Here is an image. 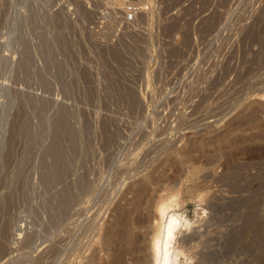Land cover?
<instances>
[{
  "label": "rangeland",
  "instance_id": "obj_1",
  "mask_svg": "<svg viewBox=\"0 0 264 264\" xmlns=\"http://www.w3.org/2000/svg\"><path fill=\"white\" fill-rule=\"evenodd\" d=\"M263 98L264 0H0V264H126L96 227L136 188L178 264H264Z\"/></svg>",
  "mask_w": 264,
  "mask_h": 264
},
{
  "label": "bare ground",
  "instance_id": "obj_2",
  "mask_svg": "<svg viewBox=\"0 0 264 264\" xmlns=\"http://www.w3.org/2000/svg\"><path fill=\"white\" fill-rule=\"evenodd\" d=\"M139 1V0H138ZM261 98V97H260ZM264 99V98H263ZM188 152V151H186ZM181 154V152H180ZM184 152L182 153V155ZM186 154V153H185ZM188 155V153H187ZM185 158V157H184ZM193 158V157H192ZM195 159V158H194ZM190 160V159H188ZM186 159L185 161L188 162ZM179 161V160H178ZM184 162L182 158L180 159V162ZM192 161V160H191ZM196 161V159H195ZM176 162V160H175ZM186 163V162H185ZM184 163V164H185ZM190 164L193 162H189ZM183 164V165H184ZM187 164V163H186ZM186 164L184 166H186ZM71 165V164H70ZM182 165V164H181ZM190 166V165H189ZM73 169V168H72ZM153 169V168H152ZM192 169V168H191ZM183 170V169H182ZM184 171V170H183ZM188 171V170H187ZM192 171V170H191ZM139 172V171H138ZM153 172V171H152ZM151 172V173H152ZM159 172V171H158ZM193 172V171H192ZM79 173V172H78ZM150 173V174H151ZM155 174V172H154ZM162 174V173H161ZM78 175V174H77ZM76 175V176H77ZM157 175V174H156ZM164 175V173H163ZM148 173L147 175L143 176L140 178L138 181V187L141 186V188H147L148 184L150 185V180H149ZM79 177V175H78ZM155 177V175H154ZM162 177V176H161ZM165 177V175H164ZM169 177V176H168ZM171 177V176H170ZM76 179V178H75ZM80 179V178H79ZM160 179V177H159ZM73 180V179H72ZM85 180V179H84ZM130 180V179H129ZM76 181V180H75ZM78 181V178H77ZM152 181V180H151ZM72 182V181H71ZM69 182L70 184H72ZM80 182V181H79ZM78 182V183H79ZM88 182V181H87ZM90 182V181H89ZM149 182V183H148ZM158 182V181H157ZM161 183V182H160ZM163 183V182H162ZM84 184V183H83ZM159 184V183H158ZM157 184V185H158ZM80 185V183L78 184ZM135 185V183H134ZM136 185V186H137ZM156 185V186H157ZM164 185V183H163ZM168 185V184H167ZM84 186V185H83ZM88 186V185H87ZM129 186V185H128ZM160 186V185H159ZM70 187V186H69ZM78 187V186H77ZM80 187V186H79ZM78 187V188H79ZM152 187V186H151ZM149 187V188H151ZM153 187H155L153 185ZM162 187V186H161ZM166 187V186H165ZM178 187V186H177ZM85 188V187H84ZM87 188V187H86ZM125 188V187H124ZM130 188V187H129ZM140 188V187H139ZM148 188V189H149ZM157 188V187H156ZM83 189V188H82ZM126 189V188H125ZM130 191L133 194V198L129 196L130 199H133L132 201L128 199L126 196V201L129 200L130 204L126 208L125 205V210L121 208L119 203L117 202L114 208V215L112 220L105 222L102 225H99L97 228V241L98 246L100 249L104 250L105 248H110L113 246H110L112 244H116L115 246H118L119 250L122 249V253L127 254L128 262L126 264H178V258L179 255H182V251L178 249V239L177 237V232L180 229L181 226L187 227L189 222L185 218L181 217L179 213L173 211L172 209V203L171 199L168 201L166 200H161L156 199V197H152L151 191L149 193L150 196H145L140 193L139 191ZM80 190V189H78ZM131 190V189H130ZM82 191V190H81ZM127 191V190H126ZM154 191V190H153ZM163 191V190H162ZM78 192V191H77ZM87 192V191H86ZM125 192V191H124ZM129 192V193H130ZM178 192V191H177ZM82 193V192H81ZM123 193V192H122ZM120 194V193H119ZM140 194V195H139ZM142 194V198L144 196V199H142L140 196ZM71 195V194H70ZM75 195V194H73ZM129 195V194H128ZM153 195L155 193L153 192ZM84 196V195H83ZM161 196V195H159ZM77 197V196H76ZM81 197V196H79ZM125 197V196H124ZM150 197V198H149ZM72 198V197H71ZM82 198V197H81ZM75 200V198H74ZM125 201V202H126ZM81 202V201H80ZM123 202V201H122ZM74 203V202H73ZM175 203V202H174ZM124 204V203H123ZM128 204V203H127ZM73 205V204H72ZM84 207V206H83ZM78 209V208H77ZM75 210V209H74ZM80 210V209H79ZM77 211V210H76ZM82 211V210H81ZM76 213V212H75ZM83 213V212H82ZM72 214V213H71ZM73 215V214H72ZM108 216V215H107ZM77 217V216H76ZM78 218V217H77ZM103 218V217H102ZM109 218V217H108ZM96 219V218H95ZM107 219V218H105ZM90 221V220H89ZM70 222V221H69ZM76 222V221H75ZM80 222V221H79ZM87 224V223H86ZM94 224V223H93ZM100 224V223H99ZM88 226V225H86ZM190 226V225H189ZM72 227V226H71ZM82 227V226H81ZM84 227V226H83ZM94 227V226H93ZM87 228V227H85ZM56 229V228H54ZM185 230V229H183ZM191 230V229H190ZM193 230V229H192ZM191 230V231H192ZM73 231V230H72ZM91 231V230H90ZM181 231V230H180ZM187 231V230H186ZM182 232V231H181ZM256 232V231H255ZM67 233V231H66ZM190 233V232H189ZM78 234V233H77ZM197 234V233H196ZM82 235V234H81ZM180 235V234H179ZM192 235V234H191ZM76 236V235H75ZM83 236V235H82ZM91 236V235H90ZM187 236V235H186ZM186 236H184V240H186ZM190 236V235H189ZM194 236V235H193ZM181 237V236H179ZM71 238V237H70ZM85 238V237H84ZM178 238V237H177ZM188 238V237H187ZM190 238V237H189ZM188 238V240H189ZM192 238V236H191ZM194 238V237H193ZM181 239V238H180ZM179 239V240H180ZM182 241V242H183ZM82 242V241H81ZM80 242V243H81ZM85 242V241H84ZM55 245V244H54ZM80 245V244H79ZM82 245V244H81ZM89 246V245H88ZM101 246V247H100ZM110 246V247H109ZM52 247V246H51ZM54 247V246H53ZM71 247V246H70ZM97 247V246H95ZM80 248V247H79ZM91 248V247H90ZM93 249V248H92ZM97 249V248H95ZM114 249V248H113ZM114 250L115 252L117 251ZM55 250V248H54ZM57 250V249H56ZM85 250V249H84ZM88 250V249H87ZM117 251L121 253L120 251ZM79 251V250H78ZM92 251V250H91ZM93 251H95L93 249ZM93 251L87 256L88 258L85 257V259L88 261H92L91 259L93 256L96 254ZM105 251H108L106 249ZM56 252V251H55ZM77 252V251H76ZM97 252V251H95ZM78 253V252H77ZM100 253V252H99ZM118 253V255H120ZM55 254V253H54ZM112 255V254H111ZM115 256V254H113ZM97 256V255H96ZM103 256V255H101ZM105 256V255H104ZM124 256V255H122ZM83 257V256H82ZM112 257V256H111ZM105 258V257H104ZM115 258V257H113ZM107 259V258H106ZM125 259V257H124ZM119 259L117 264H120V260L122 261H127ZM55 260V259H54ZM101 260V259H99ZM111 261V258L109 259ZM73 261V260H72ZM82 261V260H81ZM85 261V262H87ZM88 261V262H89ZM94 261V259H93ZM95 261H97L95 259ZM105 261V260H104ZM114 261V259L112 260ZM116 261V258H115ZM121 264H124L125 262ZM74 262V261H73ZM89 262V263H90ZM103 262V261H102ZM108 262V261H107ZM100 263V262H99ZM110 264V262H108ZM85 264V263H84ZM87 264V263H86ZM93 264V263H92ZM104 264V263H103ZM116 264V262H114Z\"/></svg>",
  "mask_w": 264,
  "mask_h": 264
},
{
  "label": "built area",
  "instance_id": "obj_3",
  "mask_svg": "<svg viewBox=\"0 0 264 264\" xmlns=\"http://www.w3.org/2000/svg\"><path fill=\"white\" fill-rule=\"evenodd\" d=\"M143 11V8L134 2H128L124 5L122 13V23L131 24L135 21L137 15Z\"/></svg>",
  "mask_w": 264,
  "mask_h": 264
}]
</instances>
